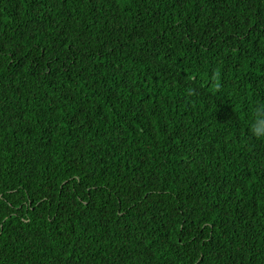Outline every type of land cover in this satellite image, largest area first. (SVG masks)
<instances>
[{"label": "trees", "instance_id": "obj_1", "mask_svg": "<svg viewBox=\"0 0 264 264\" xmlns=\"http://www.w3.org/2000/svg\"><path fill=\"white\" fill-rule=\"evenodd\" d=\"M0 264H264V0H0Z\"/></svg>", "mask_w": 264, "mask_h": 264}]
</instances>
